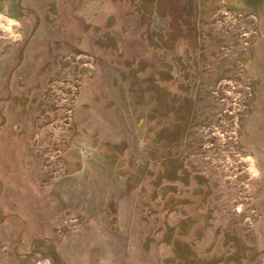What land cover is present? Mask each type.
I'll return each mask as SVG.
<instances>
[{"label": "rangeland", "instance_id": "374dc122", "mask_svg": "<svg viewBox=\"0 0 264 264\" xmlns=\"http://www.w3.org/2000/svg\"><path fill=\"white\" fill-rule=\"evenodd\" d=\"M0 264H264V0H0Z\"/></svg>", "mask_w": 264, "mask_h": 264}]
</instances>
